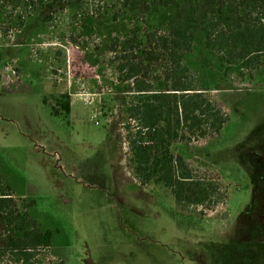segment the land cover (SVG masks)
Here are the masks:
<instances>
[{
  "label": "rangeland",
  "instance_id": "rangeland-1",
  "mask_svg": "<svg viewBox=\"0 0 264 264\" xmlns=\"http://www.w3.org/2000/svg\"><path fill=\"white\" fill-rule=\"evenodd\" d=\"M151 2L68 0L53 10L0 0V199L11 201L0 209V264H26L13 245L32 230L53 236L25 251L27 264H264L258 70H220L200 45L184 58L186 83L228 117L219 134L190 145V173L210 195L196 208L202 227H178L172 190L141 184L129 166L115 99L134 93L122 66H141L149 91L174 93L172 52L160 39L162 13L145 11ZM61 94L70 96L68 117L52 115Z\"/></svg>",
  "mask_w": 264,
  "mask_h": 264
},
{
  "label": "trees",
  "instance_id": "trees-1",
  "mask_svg": "<svg viewBox=\"0 0 264 264\" xmlns=\"http://www.w3.org/2000/svg\"><path fill=\"white\" fill-rule=\"evenodd\" d=\"M28 1L35 2L38 8L53 10L59 8L61 1L68 2ZM145 11L150 17L153 11L162 13L160 28L165 34L160 39L165 50L172 52L174 93L170 95L162 85L156 92L149 91L145 81L138 79L141 66L135 63L122 66L125 81L129 82L128 90L134 93L131 97L115 99L124 107L122 115L127 120L129 166L141 184L152 182L172 190L175 210L171 218L178 227L198 229L203 221L196 208L206 203L210 195L204 185L192 178L187 164L190 145L195 139L208 138L210 133L219 134L228 117L205 99L204 90L192 89L186 83V73L191 68L184 58L200 45L220 70L228 64L240 74L252 69L264 77V0H152L146 3ZM114 19L117 20L116 16ZM149 34L151 44L155 39L153 32ZM53 101V116H70L69 94L54 96ZM48 102L46 98L45 103ZM10 202L7 198L0 199V209L8 208ZM6 221L9 226L14 225L12 213L7 214ZM26 228L22 224L19 229L24 233ZM52 236L51 232L32 230L13 247L26 258L27 264L31 255L25 251L30 247L50 246Z\"/></svg>",
  "mask_w": 264,
  "mask_h": 264
}]
</instances>
